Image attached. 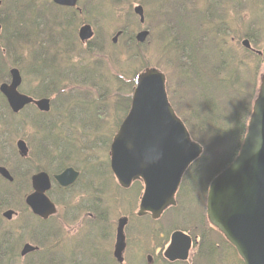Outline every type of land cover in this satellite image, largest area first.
<instances>
[{"label":"rangeland","instance_id":"374dc122","mask_svg":"<svg viewBox=\"0 0 264 264\" xmlns=\"http://www.w3.org/2000/svg\"><path fill=\"white\" fill-rule=\"evenodd\" d=\"M1 1L0 13L10 19L11 33L16 20L26 21L19 33L24 31L25 26L31 32L27 36L29 44L18 50L20 54L13 53L9 58V69L17 66L23 73L22 92L31 94L39 83L27 64L31 54L37 49L52 57L53 52H57L62 70V77L58 78L61 82L56 91L41 92L40 97L51 98V119L59 123L57 132L71 134L75 150L79 151L70 164L83 167L84 172L79 182L68 191L53 187L51 197L58 205V212L45 224L32 215L25 202L31 189L25 192L23 184L19 185L23 182L20 180L12 196L13 207L0 208V238L5 237L2 231H9L21 241L18 264H122L112 254L118 219L124 215H135L144 187L123 190L119 186L110 167V146L107 148L106 145L116 134L126 114L127 101L134 90L133 79L146 67L162 70L167 75V90L174 108L182 118L186 117L188 111L183 108L186 105L181 100L184 94L182 84L185 83L182 75L189 69L192 71L194 66L183 62V52L185 47L189 54L192 49L190 44L195 42L188 34L193 33L197 38L199 30L195 29L200 26L203 31L213 35L214 39L207 40L209 43L217 47L227 45L231 53H240L241 59L251 62L247 63L250 68V64L253 65L251 69L254 71L257 57L242 51V41L249 38L254 48L264 51V0H80V6L87 7L86 13H80L72 20L64 16L65 39L60 37V24L65 21L61 20L62 15L58 12V23L54 24L56 17L50 6L52 0ZM176 1L184 5L181 11ZM137 5L145 9L144 24L134 13ZM177 8L179 13H176ZM44 12L50 20L33 16ZM200 13L204 15L198 16ZM19 15L23 18H19ZM86 22L91 23L95 30L94 38L87 44L78 38V30ZM143 28L150 30L151 34L145 43H138L135 36ZM120 30L124 34L114 43L113 38ZM258 66L261 74L264 62L260 61ZM85 71L98 76L89 77ZM185 78L193 81L195 77ZM62 80L67 81L61 84ZM75 95L80 96L83 104L92 111L89 114L83 112L79 116V123L72 119L71 114ZM65 107L67 110L63 111ZM31 108L36 110L35 107L26 108L13 122L9 115L0 114V158L7 161L11 171L12 166L18 173L22 171L17 166L21 161L13 154L17 150V140H26L29 147V160L23 164L27 189V179L31 185L32 174L37 170H45L48 164L46 155L41 156L45 154L41 146L44 134H38L36 129L28 125L24 126L29 123V115L35 111ZM188 123L196 134V141L205 146L210 138L198 131L195 120L189 117ZM12 126L21 129L14 139L9 132ZM7 140H13L14 143ZM34 165L40 167L33 169L37 167ZM26 170L30 171L27 175ZM96 176L98 179H94ZM190 178L188 176L180 191L181 197L186 194L188 198L183 197L179 206L168 211L159 223L142 219L139 225L141 230L138 225L131 224L124 264H148V254L154 253L156 242L159 244L162 241L161 236L152 234V231L157 232L159 229L167 234L169 228L179 227L174 224V221L177 222L174 216L179 213H184L182 218L186 214L188 223L183 226L192 230L193 235H202L203 230L198 227H204L206 197L201 192L202 187L193 185ZM131 194L136 196L135 200ZM201 196L202 203L198 201ZM192 200L195 205H191ZM7 209L15 210L11 220L3 216ZM37 239H41L42 243H37ZM200 242L195 254L190 256V264H243L214 228H205V236ZM10 243L16 242L11 240ZM25 243L40 244V250L22 256L21 249ZM2 244H5L4 241ZM218 244L222 246L218 247ZM161 258L158 257L153 263L172 264Z\"/></svg>","mask_w":264,"mask_h":264},{"label":"water","instance_id":"95a60500","mask_svg":"<svg viewBox=\"0 0 264 264\" xmlns=\"http://www.w3.org/2000/svg\"><path fill=\"white\" fill-rule=\"evenodd\" d=\"M78 1L54 0L59 5L71 7L76 6ZM135 12L141 22H145L144 7L137 6ZM1 34L0 22V46ZM120 35L121 31L114 37V42ZM148 35V30L141 31L137 40L145 42ZM93 36L90 24L80 28L79 37L83 42H88ZM243 45L251 46L248 39L243 41ZM10 73L11 82L3 83L0 90L14 112L31 103L42 111L50 110V99L36 100L19 90L23 78L18 68H12ZM17 146L22 156L28 155L25 140H18ZM203 151V146L192 138L170 102L166 74L157 67L146 68L137 77L130 110L110 148L111 167L119 183L126 188L136 180L145 184L139 214L149 212L157 219L167 208L175 206L176 193L186 170ZM0 174L14 180L4 166H0ZM78 177L79 171L70 167L53 178L62 186H70ZM32 186L33 192L27 196L26 203L36 215L47 219L57 211L47 193L52 187L50 175L45 171L35 174ZM14 214L12 209L4 212L10 220ZM207 215L211 224L234 245L245 264H264V72L239 154L210 183ZM125 223L126 218L119 220L115 256L120 262L124 260ZM173 242L184 247L169 249L166 255L172 253L170 258L174 260L177 257L186 259L189 238L182 232H176ZM36 249L38 247L26 243L21 255Z\"/></svg>","mask_w":264,"mask_h":264},{"label":"trees","instance_id":"16d2710c","mask_svg":"<svg viewBox=\"0 0 264 264\" xmlns=\"http://www.w3.org/2000/svg\"><path fill=\"white\" fill-rule=\"evenodd\" d=\"M81 8L82 14H85L87 7L84 5L83 7L81 6ZM65 10L66 9L63 7H56L55 11V13L60 12L62 15L61 20L65 21L64 23L60 24L62 29L60 37L63 39H65V17L71 19L75 16H79L80 14L74 9L71 11H73V13L76 15L71 16L70 13H66ZM0 19L4 25V32L2 36L3 47L0 48V83H2L10 80V56L13 53L20 54L18 50L21 49L22 46L29 44L27 36L30 35L31 32L28 31L27 27L25 26L24 31L19 33L24 25L22 22L26 23L25 20H16L11 33L10 19H8V17H3L1 13ZM54 24H56V22H54ZM224 33H228V31H225ZM17 34L20 36L17 37ZM188 36L195 42H191L190 47L192 49L189 54L187 49L184 47L185 51L183 52V58L185 59H183V62L191 63L194 68L192 71L190 69L187 72L185 71L182 75V77H184L185 83L182 84V94H184L181 96V100L184 105H186L185 107H182L188 111V115L183 119H185L184 121L191 130L192 136L194 138L196 134L193 133V128H190L189 126V117L195 120L198 131L208 136L210 141L205 143L207 151H204L202 157L199 158L187 171L182 186L188 179V176H190V179L194 182V185L198 186L199 188L202 187L201 192L204 193L206 197V192L210 181L234 161L243 144L245 134L247 132L248 122L252 114L253 102L257 96L260 77V66H258V63L260 64L261 59L256 56L257 60L254 62L256 66L253 71L251 69L253 68V65L250 64L251 68L248 66V63L251 62L248 59H241L240 53H231L227 49V45L217 47L215 44L209 43L207 40L214 38L213 35H209L206 31L203 36L198 33L197 38L193 33L188 34ZM204 43L207 44L205 45ZM254 43L257 42L255 41ZM234 51L238 52L239 50L235 49ZM242 51H244V53H250L247 55L252 54L247 49ZM18 62L19 61H17V63ZM27 64L30 66L29 71L39 82L37 89L30 95L39 97L41 96V92L47 93L48 91V93H51L52 91H56L58 89V84L61 82L58 78L62 77V70L59 67L57 52H53L52 57H48L46 52L38 51L36 49L35 52L31 54L30 60L27 61ZM86 75L89 77L94 76L95 78L98 76V74H94L89 71L86 73ZM210 75L212 76L211 78L209 77ZM191 76L195 77L193 80L194 82L191 79L186 80L187 78H185ZM135 79L132 81L133 87L135 85ZM62 81L63 82L61 84H64L67 80ZM73 100H75V103L71 110L72 119L74 121H78L79 123V116L83 112H88L89 114L92 111L88 105L83 104L84 101L80 96L75 95V99ZM130 103L131 97H129L127 101V108L125 109L126 114L130 108ZM65 110H67L66 107L63 111ZM0 114H2V116L9 115L12 122L16 116L20 115L12 112L5 97L1 93ZM51 115V113L40 112L36 109L29 115V118L27 119L29 120V123L24 124V126L28 125L30 128L36 129L38 134H44V136L41 138V146L42 151H45V154L41 156L46 155L48 159V164L45 168L48 171L60 172L65 167L73 165L70 164L72 162L71 160L76 152L79 151L75 150V146L73 144L74 139L71 137V134H67L65 132L61 133L60 131L57 132V125L59 123L53 121L51 119ZM9 130L11 138L14 139L19 135L21 129H19V127L17 128L12 126ZM111 140L109 143H111ZM8 141H10V143H14L13 140H7V142ZM109 143L106 145L107 148L110 146ZM13 154L19 159V161H21V163H19L17 166L21 168L22 171L21 173H18L17 169L13 168L12 166V173L15 176V181L13 183H10L0 176V208L4 206L13 207V202H11L12 196L15 195L14 189L16 185L20 183V180L24 182L19 185L23 184V187L26 188L25 192L31 189L29 179L26 181V184H28V189L25 186L24 181L25 174L23 173V164L27 162V160L19 157L17 150H14ZM0 164L7 166V161L0 158ZM34 166L37 167H34L33 169H38L40 167L38 165ZM73 166L79 169L82 173L84 172L83 167L76 165ZM97 171L98 170H96V172ZM29 173L30 171L26 170V175ZM94 179H98V177L96 176ZM137 187H142V184L140 182H136L132 188L137 189ZM63 191L67 190L63 189ZM130 196L133 200H135V195L131 194ZM198 201L202 203V196L201 199H198ZM191 205H195V201L191 202ZM98 208L99 207H97L95 210ZM32 215L35 216L33 213ZM203 215L206 218V203L204 204ZM36 218L40 220L42 224L47 223V221L42 220L39 217ZM21 230H23V227H21ZM2 233L5 237L0 238V264H18L21 241L15 239L12 232L2 231ZM11 240H14L16 243L11 245ZM3 241L5 244H2ZM37 243L41 244L42 240L37 239ZM40 244L38 245L40 246Z\"/></svg>","mask_w":264,"mask_h":264},{"label":"flooded vegetation","instance_id":"af4514ba","mask_svg":"<svg viewBox=\"0 0 264 264\" xmlns=\"http://www.w3.org/2000/svg\"><path fill=\"white\" fill-rule=\"evenodd\" d=\"M178 5L181 7V10L184 8V5H182L181 3H178ZM56 173H58V172L53 173V176ZM80 179H81V177H80ZM191 182L194 185V182L192 180H191ZM141 184L144 187V184L143 183H141ZM74 185H70L69 187H62V186L56 184L55 186L53 185V187H57L61 191L63 189L68 191V190L72 189V187H74ZM53 187H52L51 191L53 190ZM141 194H143V192ZM207 194H208V192H207ZM185 196L188 198V196L186 194L183 197H185ZM183 197H181V195L179 194V191H178V193H177V202H178L177 205L178 206L180 204V201L183 200ZM193 201L194 200H192L191 202H193ZM140 206L141 205L139 203V206L137 208V211L135 212V215H124L123 216L124 218H126V223H125V226H124V233H125V237H126V245H125V248H124V251H123L124 262L122 264L125 263V256H126V249H127V241H128V236H129L128 233H130V231H131V227H132L131 224L132 225L133 224L138 225V227H139L138 229L141 230L140 229V226H139V225H141L140 220H142V219H149L153 223H159L165 217V215L168 213V211H170L171 209H175L174 207H170V208L166 209V211L162 214V216L160 218L155 219V218L152 217V214L149 213V212L148 213H145L143 215H140L139 214ZM183 206L185 208H187L186 204H184ZM184 212H185V210H184ZM183 214L184 213H179L178 215L174 216V217L177 218V222L174 221V224L176 223L175 225L176 226H179V227L174 228V229L169 228L167 230V234L165 233L164 230L161 231V230L157 229V232L152 231V234L161 236L160 239L162 241L159 244H157V242H156L155 249H154V253L148 254V256H147V262H148V264H154L153 262L156 261L157 258L160 257V256H162L161 260L163 259L166 262H169V263H172V264H179V263L190 264V262H191V260H190L191 257L190 256H192V255L195 254V252H196V250L198 248V245L201 243L200 240L202 239V241H203V238L205 236V228H208L209 229V228H214V227H212V225L209 223L208 218H207V215H206V219L205 220L208 221V222L207 223H204V227H202V226H199L198 227V228H201L203 230L202 235H193L194 233L192 232V230H188V227L183 226V225H187V223H188L187 220L185 219L186 214L184 215V218H182ZM137 221H138V223H137ZM179 222H182V223H179ZM129 229H130V231H129ZM135 232H136V230H135ZM176 232H182L187 238H189L190 243L187 244L186 246H189L190 248H189V252H188V257L186 259H182L181 257H177L175 260L174 259H171L170 256L172 255V253H170V252H169L170 253V256L166 255L167 254V251L169 249L170 250L171 249H174V247H176V246H178V247H184L183 244H176V243L173 242V236H174V234ZM116 241H117V231H116L115 243H114L113 251H112L113 256H114V249H115ZM204 244H205V241L203 243H201V246L203 247ZM217 246L220 247V246H222V244H218ZM88 251H89V249H88Z\"/></svg>","mask_w":264,"mask_h":264}]
</instances>
